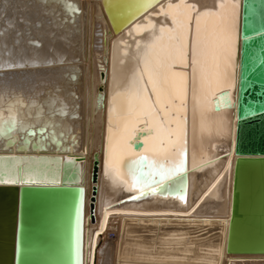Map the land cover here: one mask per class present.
Wrapping results in <instances>:
<instances>
[{"label":"bare ground","instance_id":"6f19581e","mask_svg":"<svg viewBox=\"0 0 264 264\" xmlns=\"http://www.w3.org/2000/svg\"><path fill=\"white\" fill-rule=\"evenodd\" d=\"M241 2L0 0V109L20 122L0 156L23 158L5 165L39 181L27 185L82 187L70 264H264L195 235L222 238L230 217ZM141 155L173 171L161 180ZM5 208L0 264L12 258Z\"/></svg>","mask_w":264,"mask_h":264},{"label":"water","instance_id":"95a60500","mask_svg":"<svg viewBox=\"0 0 264 264\" xmlns=\"http://www.w3.org/2000/svg\"><path fill=\"white\" fill-rule=\"evenodd\" d=\"M239 28L240 48L234 104L236 159L231 184L230 217L223 225L222 238L217 236L218 230L196 232L195 235L200 238L208 235L209 240L213 239L219 245L221 242L225 253L255 255L264 254V0H242ZM221 96L231 107L229 92L223 91ZM215 108L217 111L220 109L217 106ZM133 147L139 151L143 142L135 141ZM93 159L91 180L95 184L98 179L95 171L98 161L96 154ZM18 171L21 176L20 167ZM96 191L93 188L94 194ZM83 195L82 187L64 184L0 185V213L3 207L13 208L12 258L9 264H70L75 219L79 217L80 220L81 216L82 220ZM92 199H95L94 196ZM77 204L81 207L79 212ZM92 204L93 201L91 217L95 211ZM131 220L145 222L143 226L147 227L152 225L151 220L156 221L129 218ZM159 220H163V224L167 220L180 222L165 218ZM77 223L81 233V223ZM172 226L165 225L166 230H173ZM145 230L141 235L150 236L147 231L149 229ZM79 232L76 236L77 250L80 247Z\"/></svg>","mask_w":264,"mask_h":264},{"label":"snow or ice","instance_id":"6c2138e0","mask_svg":"<svg viewBox=\"0 0 264 264\" xmlns=\"http://www.w3.org/2000/svg\"><path fill=\"white\" fill-rule=\"evenodd\" d=\"M193 64H195V40H193ZM11 67V65H9ZM21 106H23V102L20 101ZM20 123L15 113H13L11 110H9V116L4 115V110L0 109V135H4L5 133H10L11 131H14L17 124ZM27 142V141H26ZM23 159L22 157H16V156H0V185H27V184H36L39 181L32 179L30 176L25 174L24 177H21L19 174H17L15 170V166L7 167L5 165L6 161L12 160L17 161ZM139 160H148L149 166L152 168V174H159L161 180L165 178V176H168L171 174L173 169L166 165L163 159L158 158H150L147 156H139L137 157V161ZM158 165V167H157ZM180 165H177V168H179ZM132 187L133 189H138L139 187L143 186V182L139 175L135 173H129ZM147 175V173L145 174ZM150 182V181H149ZM151 191H155L156 189H150Z\"/></svg>","mask_w":264,"mask_h":264},{"label":"rangeland","instance_id":"374dc122","mask_svg":"<svg viewBox=\"0 0 264 264\" xmlns=\"http://www.w3.org/2000/svg\"><path fill=\"white\" fill-rule=\"evenodd\" d=\"M248 264V263H247Z\"/></svg>","mask_w":264,"mask_h":264}]
</instances>
